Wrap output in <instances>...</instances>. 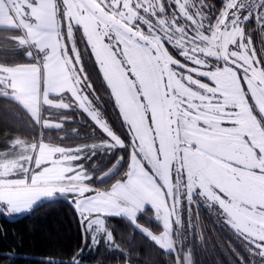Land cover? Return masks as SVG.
<instances>
[{"label": "snow or ice", "instance_id": "1", "mask_svg": "<svg viewBox=\"0 0 264 264\" xmlns=\"http://www.w3.org/2000/svg\"><path fill=\"white\" fill-rule=\"evenodd\" d=\"M0 29L14 45L0 53V99L42 130L62 131L78 111L101 134L76 146L43 132L12 140L0 215L65 198L93 243L123 251L109 220L125 219L174 254L166 264H194L185 209L192 228L203 203L264 264V0H0ZM93 58L120 129L86 71ZM97 153L111 167L90 172ZM149 211L155 230L139 222Z\"/></svg>", "mask_w": 264, "mask_h": 264}, {"label": "trees", "instance_id": "2", "mask_svg": "<svg viewBox=\"0 0 264 264\" xmlns=\"http://www.w3.org/2000/svg\"><path fill=\"white\" fill-rule=\"evenodd\" d=\"M208 2L215 4L217 9L221 6V0ZM253 23L250 22V26ZM11 34L0 29V53L14 47L8 39ZM256 46L259 48L258 39ZM15 58L20 62H27L23 52ZM86 71L91 74L97 95L100 97V106L106 116L110 117L109 122L114 129H120L118 113L109 99L110 92L106 84L101 85L102 76L98 74L94 58L86 64ZM67 113L71 118L65 122L62 131L47 128L42 130L31 123L30 117L21 107L0 99V153L9 148L12 140L19 138L31 142L38 140L41 132L45 142L51 137L54 142L61 143L60 138L63 137L62 146L98 141L101 134L98 129L96 134H93L91 128L95 126L85 114ZM119 154H123V150H120ZM110 158L105 155L96 167L93 161L90 162L91 166L93 164V171H106L111 167ZM123 170L126 168L122 169L115 179L120 178ZM114 182L111 180L108 185L98 181L96 183L104 188ZM195 210L194 227L185 247H191L194 264H241V258L243 264L259 262L254 258L255 255L252 257L246 250V242L219 220L213 211L203 203H199ZM22 214L10 215L11 218L0 215V264H46L48 260L68 264L74 257L78 264H166L174 258V254H164L132 224L120 218H111L109 227L113 230L116 244L123 251L112 250L104 238L97 244L93 243L91 233L84 232L74 207L65 198L38 204L31 212ZM151 216L149 211L140 216L139 222L149 226L150 230H155L157 224L146 219Z\"/></svg>", "mask_w": 264, "mask_h": 264}, {"label": "rangeland", "instance_id": "3", "mask_svg": "<svg viewBox=\"0 0 264 264\" xmlns=\"http://www.w3.org/2000/svg\"><path fill=\"white\" fill-rule=\"evenodd\" d=\"M258 44H259V42H258ZM259 47H260V44H259ZM78 112V111H77ZM66 114V113H65ZM46 115H47V113H46ZM66 115H70L69 113H67ZM80 119V118H79ZM82 121H86L85 119H81ZM89 127V126H88ZM92 130H93V128H91ZM93 142H97V141H93ZM93 142H87V144H91V143H93ZM80 144H85V143H80ZM79 145V144H78ZM5 151H7V150H4V151H2L1 153H4ZM101 154L100 153H97V155L95 156V157H93V159L92 160H90V161H87L86 163H85V167L86 168H88L89 169V171L91 172V171H93V168L94 167H96V166H98V161L100 160V159H102L103 157H105V155L104 156H100ZM100 157V158H99ZM98 158H99V160H98ZM111 159V158H110ZM93 161V164L95 165L94 167H93V164H92V166H91V164H90V162H92ZM98 181V180H97ZM99 182V181H98ZM197 204H194L193 206H192V221H193V224L195 223V209H197ZM24 213V212H23ZM20 214H22V213H19V214H13V215H11V216H17V215H20ZM187 220H188V216H187V209H185V226H184V236H185V244H184V247H186L187 246V239H188V236H189V234H190V232H191V230L193 229V227L192 228H190L189 227V225H188V223H187ZM101 238H103L102 236L101 237H97V239H98V241H100V239ZM97 244V243H96ZM252 257H254V255H251ZM254 258H256V259H258L259 260V262L258 263H256V264H261V260H260V258L258 257V256H255Z\"/></svg>", "mask_w": 264, "mask_h": 264}, {"label": "water", "instance_id": "4", "mask_svg": "<svg viewBox=\"0 0 264 264\" xmlns=\"http://www.w3.org/2000/svg\"><path fill=\"white\" fill-rule=\"evenodd\" d=\"M47 201H49V200H43L41 203H39V204H44L45 202H47ZM36 208V206L32 209V210H34ZM31 210V211H32ZM31 211H28V212H24L22 215H24V214H27V213H29V212H31ZM7 217H9V218H11V216L10 215H7V214H5Z\"/></svg>", "mask_w": 264, "mask_h": 264}, {"label": "crops", "instance_id": "5", "mask_svg": "<svg viewBox=\"0 0 264 264\" xmlns=\"http://www.w3.org/2000/svg\"><path fill=\"white\" fill-rule=\"evenodd\" d=\"M62 146V145H61ZM102 188V187H101ZM92 235V234H91Z\"/></svg>", "mask_w": 264, "mask_h": 264}]
</instances>
